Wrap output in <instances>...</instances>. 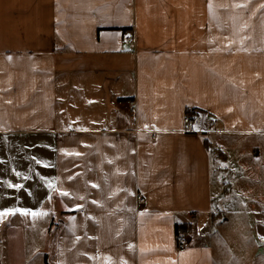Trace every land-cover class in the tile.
I'll return each instance as SVG.
<instances>
[{"label": "crops", "instance_id": "1", "mask_svg": "<svg viewBox=\"0 0 264 264\" xmlns=\"http://www.w3.org/2000/svg\"><path fill=\"white\" fill-rule=\"evenodd\" d=\"M4 212L41 264H264V0H0Z\"/></svg>", "mask_w": 264, "mask_h": 264}, {"label": "rangeland", "instance_id": "2", "mask_svg": "<svg viewBox=\"0 0 264 264\" xmlns=\"http://www.w3.org/2000/svg\"><path fill=\"white\" fill-rule=\"evenodd\" d=\"M130 113L136 114L132 110ZM36 217L41 218L40 215ZM36 217L30 215L22 221L12 219L7 223L0 221V264H41L38 240L44 235L46 223L45 219L36 220ZM179 234L186 237L185 233Z\"/></svg>", "mask_w": 264, "mask_h": 264}, {"label": "built area", "instance_id": "3", "mask_svg": "<svg viewBox=\"0 0 264 264\" xmlns=\"http://www.w3.org/2000/svg\"><path fill=\"white\" fill-rule=\"evenodd\" d=\"M125 41L128 44H133L134 39L133 38H127ZM125 104L129 107L130 110H132L133 113L136 112V101L134 99L126 101ZM193 120L194 119L191 115H187L184 118V124H185L187 130H189V131H191ZM213 125L216 127L217 122L214 121ZM137 200L139 203H143L145 201V198L141 194H139ZM187 245H188L187 238L183 234H179L176 236V246H177V251L179 253L185 252L187 249Z\"/></svg>", "mask_w": 264, "mask_h": 264}, {"label": "trees", "instance_id": "4", "mask_svg": "<svg viewBox=\"0 0 264 264\" xmlns=\"http://www.w3.org/2000/svg\"><path fill=\"white\" fill-rule=\"evenodd\" d=\"M188 114H190L191 112L188 111L187 112ZM188 228H189V225L187 224H182V225H177L176 226V232L179 234V233H185L188 231Z\"/></svg>", "mask_w": 264, "mask_h": 264}, {"label": "snow or ice", "instance_id": "5", "mask_svg": "<svg viewBox=\"0 0 264 264\" xmlns=\"http://www.w3.org/2000/svg\"><path fill=\"white\" fill-rule=\"evenodd\" d=\"M15 187H20V186H15ZM64 195H67V193H64ZM10 213H8V212H4V213H0V216H4V215H9ZM22 214H24V215H28L29 213H27V212H24V213H22ZM31 215H37L36 213H31Z\"/></svg>", "mask_w": 264, "mask_h": 264}]
</instances>
